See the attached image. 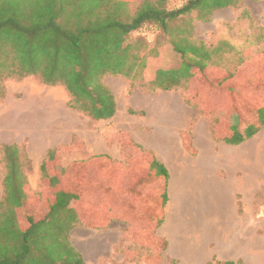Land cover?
I'll list each match as a JSON object with an SVG mask.
<instances>
[{
    "label": "trees",
    "instance_id": "trees-1",
    "mask_svg": "<svg viewBox=\"0 0 264 264\" xmlns=\"http://www.w3.org/2000/svg\"><path fill=\"white\" fill-rule=\"evenodd\" d=\"M169 1L143 0L135 15L128 19L123 7L129 6L131 1L125 0H112L111 4L107 0H0V97L4 95L5 78L34 75L48 85L62 84L70 96L72 109L93 120L110 119L116 102L102 77L106 74L135 76L145 67L146 58L140 55L142 47L138 40L128 44L125 40L143 26L154 25L165 34L174 53L173 61L177 62L167 69H156L153 86L165 91H186L196 83L197 88L204 89L203 94L195 98L200 102L195 103L201 111L202 99L208 101L218 95L224 123L217 129V138L227 144L241 143L261 125L244 121L242 115L237 117L232 110L234 104H239L238 111L240 107H247L246 115L247 111L251 113L248 107L254 94L264 101V52H257V63H252L247 43L243 46V55L238 50L233 53L226 41L212 49L194 37L193 21L208 22L215 10L236 8L244 0H186L174 9L167 8ZM123 12L125 18H120ZM244 17L239 16L234 21H243ZM245 35L242 40L247 42ZM245 68L251 71L246 73ZM213 87L217 90L212 91ZM0 149L3 154L17 153L10 145L0 146ZM52 158L50 155L41 164V178L50 189L49 194H37L35 198L44 213L41 217L35 213L17 217L16 209L27 198L22 159L17 161L14 157L5 169L0 198V264H85L70 242V230L77 223L104 228L115 203L107 185L103 194L105 205L84 200L86 186H96L95 181L89 179L98 173L107 182L118 176L115 186L119 189L132 187L145 193L135 200L141 207L136 214L141 215V221L134 227V233L125 234H130L141 249L152 251L151 247L159 238L152 232L153 217L149 219L146 214L155 211L152 215L158 223L163 216L156 210L162 204L164 207L167 198L162 182L166 184L168 171L162 162L144 153L137 158L135 172L126 175L134 168L128 166L124 170L104 155L74 161L66 168L57 162L50 163ZM156 167L160 173L158 193L152 192L149 186ZM155 186L157 188V184ZM122 204L120 201L119 207L112 209L114 216L134 220L135 215L130 212L128 218L123 217Z\"/></svg>",
    "mask_w": 264,
    "mask_h": 264
},
{
    "label": "rangeland",
    "instance_id": "rangeland-1",
    "mask_svg": "<svg viewBox=\"0 0 264 264\" xmlns=\"http://www.w3.org/2000/svg\"><path fill=\"white\" fill-rule=\"evenodd\" d=\"M107 1L111 4L112 0ZM125 1H131L129 6L123 3L126 5L123 8L128 13V19H131L143 0ZM185 1L171 0L167 8H177ZM213 13L208 22L193 21L196 25L194 34L199 39L198 41L212 49L216 44H223V41H226L233 49V53L238 50L242 52V55L245 49L243 46L246 43L248 47L254 45L257 52H264V0H244L236 8L217 9ZM239 16L246 17L243 21L236 20L235 24L230 23ZM120 18H125L124 12L120 14ZM217 23L219 27L216 26ZM224 28L228 34L236 31L238 38L217 40L218 35L224 33ZM245 34L247 42L246 39L242 40ZM134 40H138L142 47L139 52L146 58L145 67L141 68L135 76L106 74L102 77V82L113 94L116 102L115 113L110 119L93 120L84 113L69 107L70 96L62 84L48 85L34 75L19 79L9 77L3 80L4 95L0 97V146L4 148L5 145H10V148L16 150L17 153L3 154L0 149V198L5 169L14 157L17 161L21 158L24 163L22 173L27 196L23 205L16 209L19 219L25 218L29 213H35L38 217L44 214L35 203V198L37 194L50 193L48 185L41 178V164L50 155L53 157L50 163L57 162L61 167L66 168L75 160H88L94 151L106 152L104 156H107L112 163L121 165L124 170L128 166L131 169L134 168L133 171L125 173L131 175L138 167L137 158L140 155L149 153L155 156L150 149L138 143L137 135L140 134L139 136L151 140V145L156 143L154 128L161 124L157 120L158 114L168 116L172 113L179 119L177 128L182 130L179 136H175V132L170 135L175 145L189 153L190 162H201L210 166L209 170L202 171L203 177L201 178L209 179L212 184L216 182L218 190L211 192L207 197L208 200H200L204 213L197 220L200 216L198 213L196 221L191 222L197 224L196 226H187L186 222L192 214L189 215L186 211L180 213L181 230L178 232V238L183 239L184 244L178 240L175 242V247L173 244V248L181 256L171 259L170 254L165 255V249L162 248L165 245L164 238L153 244L150 252L141 249L138 246L139 243L132 239L130 234H125V232L134 233V227L141 221V215L136 216L141 207L135 200L145 196V193H140L137 189L133 190L132 187L119 189L118 185L115 186L118 176L110 178L107 182L99 176V173L93 174V177L89 179L95 181L96 186L91 188L86 186L87 189L83 192L85 193L84 200L92 203L95 201L94 203L98 206L105 205L103 194L106 192L104 190L107 185L113 193L115 202L109 214L112 209L119 207L121 201L123 203L121 208L125 210L123 217L128 218L130 212L135 215L134 220L129 221L131 226L128 225L127 228H124L121 222L116 221L108 230L81 229L83 234H78L77 229L69 235V239L71 237L87 238L89 241L94 238L103 242V246L105 242L107 243V239L114 242L119 240V243L113 245V252L109 250L111 244H107L106 253L108 255L102 257L99 264H145L144 261H150L146 264H185L182 258L189 260L188 255L195 253L188 254L187 247L195 249L203 247L209 255L212 254L205 264L229 262L264 264V101L256 96L257 94L251 96V104L248 107L251 113L247 111V115V107L245 109L240 107L238 111L239 104L238 106L234 104L232 111L235 116L242 115L244 121L253 122L255 125L260 123L261 126L251 137L241 143L227 144L217 138V129L224 123L222 101L217 98L218 95L208 101L202 99L203 110L201 111L198 108L199 105L196 104L200 102H196L195 98L203 94L204 89L197 88L196 83L190 85L186 91L180 89L165 91L153 86L156 69H167L177 62V60L173 61L174 53L165 34H161L154 25H145L129 34L125 44ZM177 59L179 60V56ZM250 71V68L244 69L246 73ZM216 90L213 87L212 91ZM263 91H261L262 96ZM211 94L214 93L211 92ZM198 122L203 124L201 132L205 142L203 147H198L196 144L195 134L197 132L194 128ZM133 136H136V139ZM234 154L236 165L233 173L228 169V163L232 162ZM163 165L165 166L164 163ZM118 167L116 168L119 169ZM167 171L166 184L162 182L166 188V202L164 207L162 204L156 209L158 214L163 213L162 219H164L165 211L172 208L171 202L173 201L169 191V170ZM195 171L197 173V170L190 169L192 173ZM114 174L117 175L118 172ZM193 178L199 177L194 176ZM159 180V169L153 168L149 179L152 192H160ZM213 189L215 188H211L210 191ZM188 194L191 200L197 202L202 196L198 193L189 192ZM195 201L192 205H196ZM154 213L155 211L152 212ZM152 214L147 213L146 216L153 217V222H158ZM113 218L116 217L113 216ZM117 219L122 220V218ZM224 242H227V245H230L237 253L227 254L223 249ZM198 254L204 253L198 252Z\"/></svg>",
    "mask_w": 264,
    "mask_h": 264
},
{
    "label": "crops",
    "instance_id": "crops-1",
    "mask_svg": "<svg viewBox=\"0 0 264 264\" xmlns=\"http://www.w3.org/2000/svg\"><path fill=\"white\" fill-rule=\"evenodd\" d=\"M234 20L235 19L231 20L230 23L233 22ZM193 25L196 26L195 23ZM216 26L219 27L218 23ZM219 31H220V29H219ZM223 31H224L223 34L218 35L217 40H219V39L227 40L230 38L235 40L238 38L236 31H233L231 34L226 33L225 28L223 29ZM194 37L197 38L196 34H194ZM246 49L251 50L250 53H248V55L250 57L249 62L257 63V57H258V55L256 54L257 48L254 45H252ZM157 120L161 124L160 125L158 124V126L157 127L155 126V128H154V138H156V143L151 145L150 144L151 140L149 141V140H147V138H143V137L139 136L140 134L137 135L138 143H141L143 146L150 149L155 154L156 158L160 162H163L165 164V166L167 167V169L169 170V175H170L169 191L171 194L170 197H172L174 201L176 200L177 202H186V201L194 202L195 200L190 199L189 194H188L189 192L191 194L198 193V194L202 195L201 198L198 199V201H199L198 203H200V200L205 201V199H207V197L210 196L211 192L217 190L216 182H214L212 184L209 179H202L201 178V177H203L202 171L204 169L209 170L210 166H208L207 164H203L201 162H195V161L190 162L189 153H187L185 150H183V148L181 149L180 147H177L175 145L174 139L170 135L172 132H175L174 135L179 136L181 131H182L181 129L177 128V122L179 120L177 118V116L173 115L172 113H169L168 116H166L164 114H158ZM202 125L203 124L201 122H198L194 128L195 131L197 132L195 134L196 135L195 138H196V144L198 147H203V145L205 146V144H204L205 142L203 141V134L201 133L202 129H203ZM144 127H146V126H144ZM131 131H133V130H131ZM133 133H136V132L133 131ZM197 134H198V136H197ZM133 138L136 139V136H133ZM148 145H150V146H148ZM92 153H93V155H91V156H94L95 154H97L96 156H98L99 154H101V155L107 154L106 152H101V151H94ZM91 156H89V157H91ZM235 158L236 157L234 154L232 156V162L228 163V165H229L228 169L232 170L233 173L235 171V165H236L235 164V162H236ZM80 160H82V159H80ZM75 161H77V160H75ZM190 169L197 170V173H196V171H195V173L190 172ZM191 175H192V177H191ZM194 176H197L199 178L195 179V178H193ZM254 182H255V184L257 183L256 179L254 180ZM213 187L215 189L210 191V189ZM206 195H208V196H206ZM195 203H197V201H195ZM204 209H205V206H204ZM198 213H200V217H201L202 213H204V212L198 211ZM114 215H115L114 210H112L111 215L109 216L110 221L108 222V224L104 228H93V227H89L87 225H84L82 223H77L70 230V234H72L77 229H78V234H83V231H80L81 229H84V230L107 229L108 230L109 228H111L112 224L116 221L121 222L123 224L124 228H127L128 225L131 226L129 220H125V219L118 220L117 218H113ZM160 220L161 221L159 223L158 222L153 223V229H152L153 235L155 238H159V239L164 238V240H165L164 249H165V255L166 256L170 254L171 257L170 256L169 257L171 259L179 258L181 255L178 254L174 250L173 244L175 247V242L178 240L180 241V243L184 244L183 239L178 238V232L181 230L180 213L173 212L172 208L170 210L168 208L165 211L164 219L160 218ZM196 225L197 224L192 225V226H196ZM187 228H189V227H187ZM122 232H124V231H122ZM203 233L205 234L207 232H203ZM173 238H174V240H173ZM108 240L109 239H107V243L106 242L104 243L105 246H103V242H100L94 238H91V240L88 241L87 238L86 239H80V238H72L71 237L70 242L73 245V247L77 251H79V253L82 255L85 264H99L100 263L99 260L102 257L108 255L106 253L107 244H111V246L109 247V250L113 252V245L119 243V240L117 242L108 241ZM223 249L225 250V252L227 254L234 253V252L237 253V251H235L230 245L226 246L225 243H224ZM187 252H188V254L191 252H195V253L188 255L189 260L187 258H182V262L185 264H205L212 256V254L209 255L207 250L204 251L203 247H201V249L200 248L195 249V248H188L187 247ZM198 252H201V253L203 252L204 254L200 255V254H198ZM213 254H214V251H213ZM94 260H95V262H94ZM149 262L150 261H144L143 263L146 264ZM161 264H167V263H161Z\"/></svg>",
    "mask_w": 264,
    "mask_h": 264
},
{
    "label": "bare ground",
    "instance_id": "bare-ground-1",
    "mask_svg": "<svg viewBox=\"0 0 264 264\" xmlns=\"http://www.w3.org/2000/svg\"><path fill=\"white\" fill-rule=\"evenodd\" d=\"M193 202L190 201H186V202H177L176 200L172 201V208H173V212H187V214H192V217L186 222L187 226L188 225H195L192 224L191 222L196 221V216L198 214V211H202V207H201V202L200 203H196V205H192ZM200 219V216L197 218V220ZM225 245L227 246V242H224ZM95 250V249H94Z\"/></svg>",
    "mask_w": 264,
    "mask_h": 264
}]
</instances>
